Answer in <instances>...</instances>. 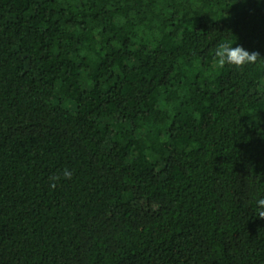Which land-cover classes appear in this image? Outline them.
Instances as JSON below:
<instances>
[{"label": "trees", "instance_id": "16d2710c", "mask_svg": "<svg viewBox=\"0 0 264 264\" xmlns=\"http://www.w3.org/2000/svg\"><path fill=\"white\" fill-rule=\"evenodd\" d=\"M261 196L264 0H0V264H264Z\"/></svg>", "mask_w": 264, "mask_h": 264}, {"label": "clouds", "instance_id": "9594fccd", "mask_svg": "<svg viewBox=\"0 0 264 264\" xmlns=\"http://www.w3.org/2000/svg\"><path fill=\"white\" fill-rule=\"evenodd\" d=\"M214 57L219 67L227 65L234 68L255 65L262 59L257 52H250L239 45L233 47V43L229 41L227 36L224 37L223 42L218 41V47L215 49ZM256 204L258 217L264 218V196L258 198Z\"/></svg>", "mask_w": 264, "mask_h": 264}]
</instances>
